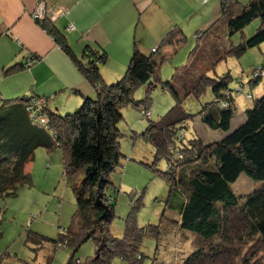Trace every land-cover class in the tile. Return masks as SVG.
<instances>
[{
	"label": "trees",
	"instance_id": "1",
	"mask_svg": "<svg viewBox=\"0 0 264 264\" xmlns=\"http://www.w3.org/2000/svg\"><path fill=\"white\" fill-rule=\"evenodd\" d=\"M255 20L259 26L250 38H241L237 45L223 46L222 41H230L238 33L243 36V30ZM43 21L47 22L46 18ZM43 21L34 22L44 28ZM44 31L53 36L55 44L92 86L95 97L84 98L75 111L64 115L47 110L48 122L44 127L39 125L44 124L41 121L36 124L31 120L34 111L30 105L39 96L0 99V198L17 196L19 190L32 184L26 166L34 160L37 149L42 148L48 154L59 149L63 154V175L75 199L72 220H76L77 228L70 226L61 231L56 240L29 232L27 241L37 251L46 242L57 246L66 240V245L61 247L71 249L67 264H73L76 252L91 238L95 254L84 264H111L115 259L125 264H143L146 256L142 253V243L146 238L157 241L161 237L158 225L139 227L135 216L129 214L121 238L111 236L108 230L115 217V204L108 195L109 176L122 158L118 124L122 120V108L127 105L141 108L145 119L147 95L153 86L150 81L158 80L160 66L169 58L164 55L157 62L152 55L162 47H180L186 42V35L178 26L171 28L150 54L139 49L140 41L134 37L125 74L106 84L101 78L100 65L106 64L107 51L85 44L77 55L54 25ZM194 39L195 47L187 64L176 68L170 80L162 83L172 96L174 106L156 122L149 121L142 137L154 148L152 165L161 159L167 162V171L156 173L166 180L170 198L180 201L173 211L178 215L181 232L209 242L219 238L226 245L227 231L241 228L249 238L258 237L264 249V61L252 68L250 80L245 85L240 82L236 90L229 88L232 77L228 73L210 76L219 62L239 58L264 44V0H249L245 5L237 0H222L215 19L197 31ZM37 60L27 59L20 68L13 65L4 74L17 69L29 70ZM260 82L263 86L253 100L251 90ZM146 85L145 100L134 101L135 90ZM208 91L212 99L201 105L196 115L183 109L186 99L199 100ZM71 92L79 93L77 89ZM234 93H246L249 101L235 126ZM37 114L43 116L41 111ZM195 118L210 130L220 132V138L209 143L196 138L189 141L190 145L177 148L178 129ZM241 175L258 186L239 197L232 185ZM217 243H208L206 251L199 248L182 264H204L210 257L209 261L215 262L223 251ZM51 261L52 256H47L46 264Z\"/></svg>",
	"mask_w": 264,
	"mask_h": 264
},
{
	"label": "rangeland",
	"instance_id": "2",
	"mask_svg": "<svg viewBox=\"0 0 264 264\" xmlns=\"http://www.w3.org/2000/svg\"><path fill=\"white\" fill-rule=\"evenodd\" d=\"M219 1L193 0L189 2L186 6L187 11L182 13L191 12V5L193 6V17L190 23H185L181 27L186 35V42L176 49L162 47L152 55L157 62L164 55L169 58L167 57L168 59L162 62L158 72V80L150 81L153 86H151L147 95L149 100L148 108L144 111L145 119L142 118L141 108L138 110L131 105H127L121 111L122 120L118 124V129L121 133L119 143L122 158L119 166L109 176L111 185L108 195L115 204V217L109 224L108 230L111 236L121 238L124 224L129 214L135 216L139 227L158 225L162 231L161 237L157 241L146 238L142 243V253L146 256L143 264H182L187 256L199 250V248L206 251L208 243L217 242V247L223 250H221L222 253L215 262L209 261L212 259L210 257L206 259L204 264H264L262 241L258 237L249 238L246 234L247 231L241 228H238L237 232L235 230L227 231L226 245L223 244V240L219 242V238L209 242L188 232L180 231L177 223L178 215L173 211L175 207L179 206L180 201L179 199L170 198L166 180L156 173V171H167V162L165 159H161L152 165L154 163V148L142 137L149 121L156 122L174 106L172 96L162 83L170 80L176 68H181L187 64L189 55L196 43L193 37L195 36L194 33L200 29H205L215 19L219 11ZM237 1L242 5L249 2V0ZM42 2L36 3L32 12L37 11L42 6ZM106 2L105 7L108 5L106 9L94 11V8L85 12L89 15L86 16L84 28L88 29L91 27L88 23L98 25L100 19L105 17L110 11L112 13L107 17V20L112 17L127 19L126 15L117 8L121 1ZM101 8H104V6ZM181 9V7H177L176 12L181 11ZM32 12L30 13L31 18ZM47 12L54 14L56 17L55 21L64 14L62 8L52 11L49 9L45 10L46 15ZM42 18L45 19L46 16L40 15L38 20H42ZM51 19L46 18L47 22L43 20L41 22L47 31L52 26ZM195 20L196 23L194 24ZM258 26L259 21H253L243 30V36L238 33L232 36L230 41H222L223 46L227 43L237 45L241 38H250ZM137 27L140 29L138 33V36H140L142 34L141 27L139 25ZM145 28L148 30L147 26ZM49 36L53 38L51 34ZM133 37L132 34L130 43H128L130 39L127 41V52L124 50V45H126L124 37L121 41L112 39L105 41L103 39L109 54L106 64L100 65V74L104 83L110 84L125 74L131 55ZM135 37L139 40L137 36ZM263 61L264 44L248 50L239 58L230 57L219 62L214 68V73H210V76L221 77L228 73L232 77L229 88L236 90L240 82L245 85L250 80L252 68H255L256 64ZM116 72H119V75H115ZM12 74L10 73L9 75ZM262 86L263 83L260 82L255 87V90L254 88L251 90L255 96L253 100L256 99ZM90 88L94 91L92 86ZM14 89L10 82H0V98L2 100H10L33 96L32 91L25 93V91ZM147 92V85L138 87L133 94V100L136 102L144 101ZM72 94L76 93L72 92ZM245 94L236 95L234 93L233 95L237 109L233 122L234 126L237 124L239 116H241V108L244 104L249 103L245 98ZM94 97L95 94L91 99H94ZM208 99H212L210 91L206 92L199 100L188 98L183 103V109L189 114L196 115L201 105L207 102ZM31 104L30 106L41 109L40 111L44 118L42 119L40 115L32 110L34 111L31 114L32 123L39 124V121H41L46 124L48 122L46 113L48 100L40 97L33 100ZM28 111L29 109H26V112ZM48 111L51 112L50 110ZM177 133V148H180L183 144L185 146L190 145L189 141L196 138H200L204 143L220 138V132L216 133L210 130L196 118L186 122L181 129H178ZM62 155L59 149L49 154L42 148L37 149L34 154V160L26 166V171L31 175L32 184L24 186L19 190L17 196L0 198V264H46L47 256H52L50 264L68 263L71 249L62 248L66 245V240L60 242V245L58 244L57 246L51 242H46L37 251L35 246L27 241L29 232L56 240L58 235L65 232L70 226H72V229L77 228L76 220H72L75 212V199L71 187L67 184L63 175ZM255 186L258 185L241 175L232 185V189L237 196L241 197L251 193L253 189L257 188ZM172 221L176 223L173 222L174 224H172ZM90 239L76 252L73 264H84L94 256L96 247L94 241ZM111 264L125 263L115 259Z\"/></svg>",
	"mask_w": 264,
	"mask_h": 264
},
{
	"label": "crops",
	"instance_id": "3",
	"mask_svg": "<svg viewBox=\"0 0 264 264\" xmlns=\"http://www.w3.org/2000/svg\"><path fill=\"white\" fill-rule=\"evenodd\" d=\"M39 1H43L46 10L62 8L64 14L51 23L64 35L77 55L85 44L108 51L103 39L121 41L123 37L127 52L132 34L140 41L139 49L150 54L171 28H181L185 23H190L194 9L191 5L192 11L182 14L193 0H0V82H10L14 90L25 93L32 91V95L47 99V109L60 115L75 111L84 98H93L95 93L53 38L44 31L45 28H40L30 17ZM106 1H121L117 8L127 19L112 17L107 20L112 13L110 11L100 19L98 25L88 23L91 27L84 28L86 16L89 15L85 12L94 8V11L108 8V5L105 7ZM176 6L181 7V11L176 12ZM47 18H52L50 12H47ZM138 25L143 36H138ZM69 26L75 29L69 30ZM30 58L38 60L29 70L17 69L12 75L4 74L13 65L20 68ZM115 75H119V72ZM72 89H77L79 93L72 94ZM245 106L241 108L242 111Z\"/></svg>",
	"mask_w": 264,
	"mask_h": 264
},
{
	"label": "built area",
	"instance_id": "4",
	"mask_svg": "<svg viewBox=\"0 0 264 264\" xmlns=\"http://www.w3.org/2000/svg\"><path fill=\"white\" fill-rule=\"evenodd\" d=\"M35 14H34V12L32 13V18L35 19V20H38L39 17H40V15L43 16L44 11L40 9L39 10V14L38 15H35ZM51 16H53L52 19H51V21H55L56 20V17L54 16V14H51ZM69 30H73V27L69 26ZM28 65H29V63H27L26 66H28ZM31 109H33L36 113L41 110V109H36L34 106ZM41 118L44 119L43 116H41ZM46 124H39V125L42 126V127H44V126H46Z\"/></svg>",
	"mask_w": 264,
	"mask_h": 264
},
{
	"label": "bare ground",
	"instance_id": "5",
	"mask_svg": "<svg viewBox=\"0 0 264 264\" xmlns=\"http://www.w3.org/2000/svg\"><path fill=\"white\" fill-rule=\"evenodd\" d=\"M40 9L44 11L43 16L45 15L46 18H47V15L45 14V10H46V8H45L44 3H42V6H41L40 8H38L37 11H36V10L34 11V14L36 13L35 15H38ZM32 13H33V12H32ZM40 20H41V19H40ZM40 20H35V19H33V21H40ZM42 20H44V19L42 18ZM42 20H41V21H42Z\"/></svg>",
	"mask_w": 264,
	"mask_h": 264
}]
</instances>
